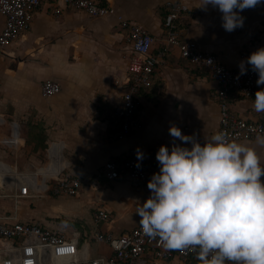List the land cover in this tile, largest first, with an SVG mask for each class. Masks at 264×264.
I'll return each mask as SVG.
<instances>
[{
  "label": "crops",
  "instance_id": "crops-1",
  "mask_svg": "<svg viewBox=\"0 0 264 264\" xmlns=\"http://www.w3.org/2000/svg\"><path fill=\"white\" fill-rule=\"evenodd\" d=\"M97 1L110 7L113 13L91 17L64 6L61 0H47L30 11L33 15L30 28L10 47L0 49V133H6L2 144L18 152L22 139L18 122L34 125L40 117L46 127L54 129L50 139L62 142L56 147L63 151L64 166L68 164L66 175L82 183L77 196L49 194L48 215L53 216L52 221L41 216L35 221L68 237L79 238L80 244H89L91 257L111 253L107 245L94 240V213L105 209L110 216L107 222H99L100 232L127 233L140 224L137 209L151 194L148 188L151 177L139 188L127 179L108 181L105 177L108 164L123 160L130 150L138 147L158 151L161 144L171 146L172 124L179 125L185 133L195 134L201 142L219 129L217 83L208 70L191 65L173 50L158 67L151 88L141 93L137 125L128 135L122 132L123 122L116 115V107L131 78L129 64L135 52L128 37L132 26L144 27L154 36L153 52L158 54L166 38L167 15L173 5L185 4L189 11L177 20L181 39L197 43L201 50L215 54L229 68L240 69L242 59L264 46V0L245 8L244 25L233 31L222 26V14L217 8L210 4L198 6L203 0ZM119 16L133 25L122 28ZM4 25L5 18L0 14V34ZM45 80L60 83L61 92L43 97L41 83ZM116 80H121V85L115 84ZM98 96L103 102L99 107ZM254 99L232 94V115L264 122V111L255 109ZM241 142L254 147L264 163V144L258 143L257 137ZM56 147L52 149L54 154ZM6 156L7 151H0L2 161ZM51 169L55 170L49 172L58 171V166ZM35 177L38 183L44 178ZM131 218L134 221L128 222L129 227L118 226L117 221ZM72 222L81 224L80 229H73ZM83 223L88 229L83 228ZM185 262L202 264L196 256L187 261L157 260L150 264Z\"/></svg>",
  "mask_w": 264,
  "mask_h": 264
},
{
  "label": "built area",
  "instance_id": "built-area-1",
  "mask_svg": "<svg viewBox=\"0 0 264 264\" xmlns=\"http://www.w3.org/2000/svg\"><path fill=\"white\" fill-rule=\"evenodd\" d=\"M45 1L47 0H0V14L5 18V25L0 34V49L10 47L30 28L33 19L30 11L38 9ZM61 2L64 6L81 10L91 17H104L113 13L110 7L97 0H61ZM59 11L60 9L57 10ZM187 11L189 8L185 4L173 5L172 11L165 19L166 38L158 54L153 52L154 36L144 27L132 26V32L128 37L135 52L129 64L131 78L121 102L116 107V115L123 122L122 132L128 135L137 125V111L142 105L141 93L151 88L158 67L174 50L191 65L208 70L217 83L215 99L220 113L218 131H223L229 139L239 142L254 137H264V122L256 123L233 116L230 105L232 94L240 93L246 98H253L257 89L264 87L256 82L258 73L249 66L246 73L238 75L240 69L229 68L215 54L201 50L197 43L181 39L177 20ZM119 19L122 28L133 25L122 16H119ZM121 83V80L115 81L117 85ZM60 92L61 84L54 80H45L41 85V95L45 98ZM136 151L137 149H132L123 160H113L108 164L105 172L108 181L127 179L134 187L139 188L159 170L157 150L143 151L142 160L136 155ZM49 160L50 163L53 162L50 156ZM138 160L140 166H137ZM67 168L68 164L55 176L49 177L43 183L42 191L35 190L34 183L28 181L25 190L19 188L22 194L10 195L16 198L17 205L15 212L0 214V264H150L157 260L187 261L192 257H198L194 248L166 247L159 236L145 233L141 224L130 232L120 235L100 232L99 222H107L110 218L105 209H98L94 213L96 229L93 237L98 244L107 245L111 253L96 257L90 256L89 244H80L79 238L68 237L64 233L44 226L39 221L22 220L18 213L19 198L39 199L49 194L78 195L82 186L81 180L66 175ZM15 173L17 174L16 171Z\"/></svg>",
  "mask_w": 264,
  "mask_h": 264
},
{
  "label": "clouds",
  "instance_id": "clouds-1",
  "mask_svg": "<svg viewBox=\"0 0 264 264\" xmlns=\"http://www.w3.org/2000/svg\"><path fill=\"white\" fill-rule=\"evenodd\" d=\"M261 2L203 0L198 6L217 8L222 26L233 31L244 25L243 10ZM249 65L258 73L257 84L264 85V46L239 62L238 75ZM254 107L264 111V87L257 89ZM169 133L173 142L159 146L160 167L148 181L151 194L136 212L144 232L159 236L168 248L196 249L202 264H264V163L259 153L223 131L203 142L177 124ZM257 142L264 144V137ZM136 155L142 160L143 150L138 147Z\"/></svg>",
  "mask_w": 264,
  "mask_h": 264
},
{
  "label": "rangeland",
  "instance_id": "rangeland-1",
  "mask_svg": "<svg viewBox=\"0 0 264 264\" xmlns=\"http://www.w3.org/2000/svg\"><path fill=\"white\" fill-rule=\"evenodd\" d=\"M124 67L120 69L121 72H123ZM44 82V81H43ZM42 82V83H43ZM41 83V85H42ZM97 106L99 107V104L102 105V97L98 96V99L96 100ZM35 118V117H34ZM9 123V122H8ZM19 123V133L22 137L21 140V149L17 152L16 150H10L6 148L2 141L5 139V134L0 133V151H7L8 156L4 157V161L0 159V168L7 171H16L17 176L14 175H8L3 180V183L0 184V214L8 213V212H15L16 210V198H13L10 195H14L16 193L22 194V192L19 190V188H23L25 190L26 185L28 184V181H32L34 183V187L39 184L38 179L35 176L27 175L29 173L37 172L41 169H48V168H57L58 164L53 159V151L52 149L56 147L58 142L54 139H50V133L54 131V129H49L46 127L43 119L40 117H37L35 119V124L31 125L30 123L26 125H22ZM9 125V124H8ZM33 126V127H28ZM11 128V126H9ZM2 129V121L0 119V132ZM10 133L11 131L8 130ZM15 133L18 132V130H14ZM16 138V136H15ZM51 146V149H49ZM40 150V151H39ZM49 150V152H48ZM50 151H52V155L50 154ZM38 152V153H36ZM53 159V162L50 163L49 156ZM4 163V164H3ZM6 164V165H5ZM16 177H18V182ZM8 178V179H7ZM7 179V180H6ZM6 180V181H5ZM14 180V181H13ZM5 181V182H4ZM19 186H17V184ZM4 184V188H2V185ZM26 184V185H25ZM38 191H42V187L36 188ZM17 191V192H16ZM9 195V196H5ZM5 196V197H4ZM47 198H19L18 199V206H19V215L24 220L33 219L36 220L37 216L44 217L45 219L52 221L53 216L48 215V205H47ZM86 219V218H85ZM87 220V219H86ZM134 219L131 218L128 221H117V224L120 228H126L129 227L128 222H133ZM84 224V223H83ZM73 229H80L79 227L81 224L71 223L70 225ZM88 229L87 225L84 224V227ZM84 230V229H83ZM73 231H70L72 233ZM96 251V248H93V252ZM184 264H192L191 262H185ZM231 264H234L232 262Z\"/></svg>",
  "mask_w": 264,
  "mask_h": 264
},
{
  "label": "bare ground",
  "instance_id": "bare-ground-1",
  "mask_svg": "<svg viewBox=\"0 0 264 264\" xmlns=\"http://www.w3.org/2000/svg\"><path fill=\"white\" fill-rule=\"evenodd\" d=\"M54 152H55L56 155L54 153H52V152L51 153L53 154V157H54L53 159H55V161L58 164V171H59L60 169H62L64 167V154H63V151H61V148L60 147H56V149H55ZM47 170H48V172H46ZM53 170H55V169H51V168L41 169V170H39L37 172L29 173L27 175H32V176H42L43 175L44 176V178L42 179V181L34 187L36 189L38 186L39 187H43V183L46 182V180L49 177L55 176L57 174L58 171L49 172V171H53ZM8 175L17 176V174L15 173V171H7V170H3V169L0 168V184L3 183V180ZM16 179H17V182H18V177H16ZM16 184H17V186H19L18 183H16Z\"/></svg>",
  "mask_w": 264,
  "mask_h": 264
},
{
  "label": "water",
  "instance_id": "water-1",
  "mask_svg": "<svg viewBox=\"0 0 264 264\" xmlns=\"http://www.w3.org/2000/svg\"><path fill=\"white\" fill-rule=\"evenodd\" d=\"M0 55H1V52H0Z\"/></svg>",
  "mask_w": 264,
  "mask_h": 264
},
{
  "label": "trees",
  "instance_id": "trees-1",
  "mask_svg": "<svg viewBox=\"0 0 264 264\" xmlns=\"http://www.w3.org/2000/svg\"><path fill=\"white\" fill-rule=\"evenodd\" d=\"M82 242V241H81Z\"/></svg>",
  "mask_w": 264,
  "mask_h": 264
}]
</instances>
